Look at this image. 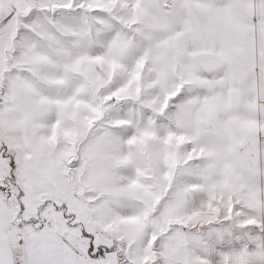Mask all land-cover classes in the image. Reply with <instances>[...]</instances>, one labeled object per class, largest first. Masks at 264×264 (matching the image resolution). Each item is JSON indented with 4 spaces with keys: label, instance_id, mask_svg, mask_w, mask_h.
Listing matches in <instances>:
<instances>
[{
    "label": "snow or ice",
    "instance_id": "snow-or-ice-1",
    "mask_svg": "<svg viewBox=\"0 0 264 264\" xmlns=\"http://www.w3.org/2000/svg\"><path fill=\"white\" fill-rule=\"evenodd\" d=\"M0 264H264V0H0Z\"/></svg>",
    "mask_w": 264,
    "mask_h": 264
}]
</instances>
